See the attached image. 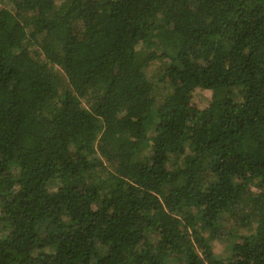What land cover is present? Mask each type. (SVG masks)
<instances>
[{
    "label": "trees",
    "instance_id": "16d2710c",
    "mask_svg": "<svg viewBox=\"0 0 264 264\" xmlns=\"http://www.w3.org/2000/svg\"><path fill=\"white\" fill-rule=\"evenodd\" d=\"M0 264H264V0H0Z\"/></svg>",
    "mask_w": 264,
    "mask_h": 264
},
{
    "label": "rangeland",
    "instance_id": "374dc122",
    "mask_svg": "<svg viewBox=\"0 0 264 264\" xmlns=\"http://www.w3.org/2000/svg\"><path fill=\"white\" fill-rule=\"evenodd\" d=\"M161 67V62L158 61L155 64H152L148 69V76L151 80H155L157 76L159 75V72H157V68ZM168 93V90L164 92V95ZM164 98V97H163ZM213 98V91L209 90H196L193 93V104L196 105L200 109H205L208 107L212 101ZM228 242L226 240H220L215 241L214 243V250L216 254L221 256L227 255L226 247Z\"/></svg>",
    "mask_w": 264,
    "mask_h": 264
}]
</instances>
